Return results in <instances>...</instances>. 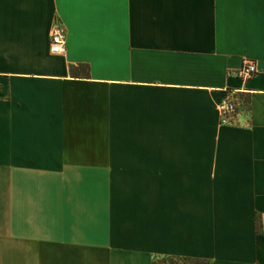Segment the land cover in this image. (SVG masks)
Wrapping results in <instances>:
<instances>
[{
    "label": "crops",
    "instance_id": "1",
    "mask_svg": "<svg viewBox=\"0 0 264 264\" xmlns=\"http://www.w3.org/2000/svg\"><path fill=\"white\" fill-rule=\"evenodd\" d=\"M0 264H264V0H0Z\"/></svg>",
    "mask_w": 264,
    "mask_h": 264
},
{
    "label": "built area",
    "instance_id": "2",
    "mask_svg": "<svg viewBox=\"0 0 264 264\" xmlns=\"http://www.w3.org/2000/svg\"><path fill=\"white\" fill-rule=\"evenodd\" d=\"M48 45L51 54L64 52L65 30L57 21H54L50 28ZM255 73V66L251 62H243L237 70V74L240 77H247ZM237 111V104L232 96H226L215 105L218 123L222 125L232 123Z\"/></svg>",
    "mask_w": 264,
    "mask_h": 264
},
{
    "label": "trees",
    "instance_id": "3",
    "mask_svg": "<svg viewBox=\"0 0 264 264\" xmlns=\"http://www.w3.org/2000/svg\"><path fill=\"white\" fill-rule=\"evenodd\" d=\"M77 68H78V67H77ZM73 70H74V69L70 68V73H73Z\"/></svg>",
    "mask_w": 264,
    "mask_h": 264
},
{
    "label": "rangeland",
    "instance_id": "4",
    "mask_svg": "<svg viewBox=\"0 0 264 264\" xmlns=\"http://www.w3.org/2000/svg\"><path fill=\"white\" fill-rule=\"evenodd\" d=\"M241 109L245 110V107L243 106Z\"/></svg>",
    "mask_w": 264,
    "mask_h": 264
}]
</instances>
